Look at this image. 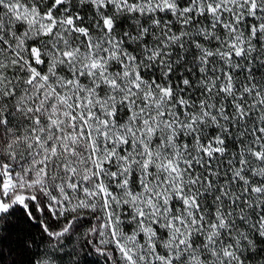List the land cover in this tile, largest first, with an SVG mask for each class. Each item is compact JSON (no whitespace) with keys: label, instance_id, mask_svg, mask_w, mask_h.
<instances>
[{"label":"snow or ice","instance_id":"6c2138e0","mask_svg":"<svg viewBox=\"0 0 264 264\" xmlns=\"http://www.w3.org/2000/svg\"><path fill=\"white\" fill-rule=\"evenodd\" d=\"M20 221L28 264H264V0H0Z\"/></svg>","mask_w":264,"mask_h":264},{"label":"trees","instance_id":"16d2710c","mask_svg":"<svg viewBox=\"0 0 264 264\" xmlns=\"http://www.w3.org/2000/svg\"><path fill=\"white\" fill-rule=\"evenodd\" d=\"M35 226H31V232L24 226L23 221L10 225L5 232L3 244V264H28L29 257L24 252L21 242L25 235L35 233ZM87 264H102L101 259L96 256L87 257Z\"/></svg>","mask_w":264,"mask_h":264}]
</instances>
